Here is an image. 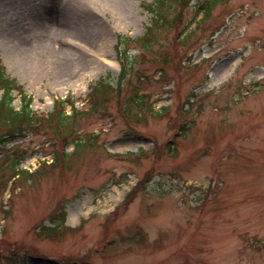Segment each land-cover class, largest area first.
<instances>
[{
	"label": "rangeland",
	"instance_id": "1",
	"mask_svg": "<svg viewBox=\"0 0 264 264\" xmlns=\"http://www.w3.org/2000/svg\"><path fill=\"white\" fill-rule=\"evenodd\" d=\"M155 1L0 0L7 73L38 115L73 96L88 139L68 157L43 127L0 150V264H264V0H220L203 21L204 0L157 19ZM148 29L122 96L94 107L92 84L117 86V34ZM22 155L39 172L14 191ZM60 205L64 234L41 235Z\"/></svg>",
	"mask_w": 264,
	"mask_h": 264
},
{
	"label": "trees",
	"instance_id": "2",
	"mask_svg": "<svg viewBox=\"0 0 264 264\" xmlns=\"http://www.w3.org/2000/svg\"><path fill=\"white\" fill-rule=\"evenodd\" d=\"M167 1L168 0H157L155 5H145V8L152 12L154 16L155 14L157 16L159 8L161 9L163 6H166ZM210 2L212 4H209V1H204V3L201 5V10L204 11V15L209 14L211 7L216 4V0ZM135 43H139L142 47H145V37L143 39H133L124 35L118 36L116 50L118 51L119 55H124V58L121 59L122 70L119 76V85H117L119 88L112 87L111 83L106 80L99 81L95 86L92 87V92L90 93V99L93 102L94 107L102 106L100 97L105 96L106 93L109 96L110 92L116 91L119 92L118 94L120 95L123 83L125 84L127 82L129 75L133 70L134 61L129 58L128 51L130 44ZM0 90L4 91L2 99L0 100V144H5L17 139L26 131H34L39 133L43 127L47 129L52 127L54 129L53 133L57 138L63 136V132H67L68 135L72 136L73 134H76L72 132L74 131V129H72V125L78 119H80V117L86 115L87 113L85 111L79 110L75 106V101L73 98L68 97L65 100L56 101L54 110L48 115H37L30 108L32 104V98L26 94L24 88L19 85L16 80L11 79L7 75L1 59ZM14 91H18L22 98L23 106L19 111L13 107ZM97 99H99V101L95 103ZM68 106H70L72 110L71 114H68L66 111ZM75 137L76 136L73 138L75 139ZM72 143L75 144L76 149H79V147H83L84 140L75 139ZM24 159L25 157H23V155L19 158L20 161ZM66 215L67 213L64 208L62 222L65 221ZM59 228L60 226L58 224L56 227H41L39 228V233L41 235H46L47 237L55 238L58 235H61L59 233ZM62 234L64 233L62 232Z\"/></svg>",
	"mask_w": 264,
	"mask_h": 264
}]
</instances>
